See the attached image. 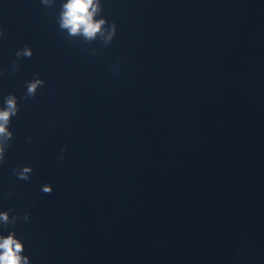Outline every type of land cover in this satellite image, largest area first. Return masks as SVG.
Masks as SVG:
<instances>
[{
  "label": "clouds",
  "instance_id": "1",
  "mask_svg": "<svg viewBox=\"0 0 264 264\" xmlns=\"http://www.w3.org/2000/svg\"><path fill=\"white\" fill-rule=\"evenodd\" d=\"M53 2L54 0H41L45 6H51ZM101 12V0H65L57 16V23L59 28L65 31L69 37H80L89 43L100 37L104 45H108L115 36L116 25L115 23L109 25L107 20L101 16ZM3 34V31L0 30V36ZM32 55L33 51L28 46L16 52L18 58H31ZM16 67H18V63L14 62V71ZM0 75L3 73L0 72ZM44 84L45 81L39 76L27 81L25 98L34 97L37 90ZM18 112V98L14 94L5 96L3 106L0 107V164L5 162L6 150L13 138V132L10 131L11 119ZM59 159L62 161L64 156L61 155ZM32 171L31 166H18L14 169V174L18 179L28 181ZM41 191L45 194H51L53 188L51 184H45L41 186ZM17 219V216L10 217L9 211L0 212V223L4 225L14 224ZM24 219H29L28 214H25ZM23 252L24 244L16 237L14 231L6 236L0 234V264H30L29 257L23 255Z\"/></svg>",
  "mask_w": 264,
  "mask_h": 264
}]
</instances>
